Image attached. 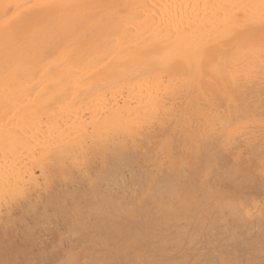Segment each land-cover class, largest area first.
<instances>
[{"label":"bare ground","instance_id":"obj_1","mask_svg":"<svg viewBox=\"0 0 264 264\" xmlns=\"http://www.w3.org/2000/svg\"><path fill=\"white\" fill-rule=\"evenodd\" d=\"M255 188L264 0H0V264H247Z\"/></svg>","mask_w":264,"mask_h":264},{"label":"rangeland","instance_id":"obj_2","mask_svg":"<svg viewBox=\"0 0 264 264\" xmlns=\"http://www.w3.org/2000/svg\"><path fill=\"white\" fill-rule=\"evenodd\" d=\"M262 130H263V129H262ZM241 147H242L243 150H245V146L242 145ZM255 189H256V188H255ZM255 189H253V190L245 189L244 192L248 193V194H246L247 196H248L249 194H250V196H251V193H252V191H253V192H254V193H253V196L256 197L257 201H256L255 198H253V196H252V197L249 196V199H252V198H253L252 201L255 200L253 203H257V202H259V203L261 204V203L263 202V200H264V195H263V194H264V193H263V192H264V189H263V192H262V191H259V189H258V190L256 189L257 191H254ZM260 190H262V189L260 188ZM250 192H251V193H250ZM258 198H259V199L262 198L263 200H259ZM261 201H262V202H261ZM259 203H257V204H259ZM260 204H259V205H260ZM259 205H256V204H255V206H254V208H253L254 214L256 213L255 211L258 210ZM257 206H258V207H257ZM255 207H256V208H255ZM252 216H253V214H252ZM253 232H255V231H253ZM40 235H41V233H40ZM43 235H44V234H43ZM43 235H42V236H43ZM47 235H48V236H47ZM256 235H257V232H256ZM44 236H45V238L47 239V241H46V239L43 237V238H44V242H47V244H51L52 242H54V241L56 240V236H55V237H54L53 235L50 236L49 234H46V235H44ZM252 236H254V233H253ZM43 238H41V239H43ZM199 246L201 247L202 245L200 244ZM247 248H248V247L245 246L244 249H243V252H245V253L248 252V263H247V264H264V255H263L264 253L261 254V255H258V254H259V253H258V254H257L258 257H257V256L255 257V254H256V253L254 254V253H253V250H252V253H250L251 250H248ZM247 250H248V251H247ZM249 253H250V256H249ZM216 254H217V253H216ZM252 254H253L254 256H252ZM243 255H244V254H242V256H243ZM245 255H246V257H247V253H246ZM245 255H244V256H245ZM242 256H241V257H242ZM244 256H243V257H244ZM259 256H260V257H259ZM239 257H240V255H239ZM243 257H242V258H243ZM252 257H253V258H252ZM259 258H260V259L262 258V260L260 261ZM237 259L239 260L240 258H237ZM249 259H251V260H249ZM243 261H244V258L241 260L242 264L245 263V261H244V263H243ZM239 262H240V260H239ZM241 262H240V264H241ZM197 263H199V260H198ZM43 264H56V262H54L53 260H46V261L43 262ZM200 264H201V263H200Z\"/></svg>","mask_w":264,"mask_h":264}]
</instances>
